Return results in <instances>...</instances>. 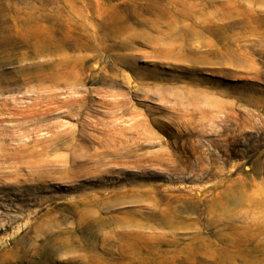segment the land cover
<instances>
[{
    "label": "rangeland",
    "instance_id": "1",
    "mask_svg": "<svg viewBox=\"0 0 264 264\" xmlns=\"http://www.w3.org/2000/svg\"><path fill=\"white\" fill-rule=\"evenodd\" d=\"M0 264H264V0H0Z\"/></svg>",
    "mask_w": 264,
    "mask_h": 264
},
{
    "label": "bare ground",
    "instance_id": "2",
    "mask_svg": "<svg viewBox=\"0 0 264 264\" xmlns=\"http://www.w3.org/2000/svg\"><path fill=\"white\" fill-rule=\"evenodd\" d=\"M238 198H239V197H233L234 200H237ZM233 199H232V200H233ZM230 202H231V201H230Z\"/></svg>",
    "mask_w": 264,
    "mask_h": 264
}]
</instances>
